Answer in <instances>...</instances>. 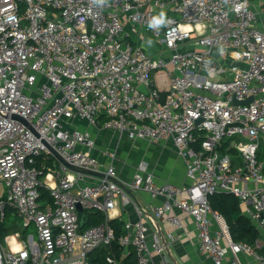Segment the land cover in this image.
<instances>
[{"label":"built area","instance_id":"obj_1","mask_svg":"<svg viewBox=\"0 0 264 264\" xmlns=\"http://www.w3.org/2000/svg\"><path fill=\"white\" fill-rule=\"evenodd\" d=\"M259 7L249 0H0V218L12 208L21 228L36 232L5 235L0 264H87L91 250L114 239L117 198L139 217L118 238L124 254L132 246L136 264H155L151 253L163 255L166 245L123 186L162 197L149 209L174 228L183 222L173 209L189 215L197 250L213 264H264V0ZM89 126L170 138L188 183L157 184L140 171L119 181L112 163L102 170L92 155ZM226 137L236 138L235 155L219 151ZM45 143L104 176L68 170ZM39 156L55 160L37 167ZM40 188L52 203H41ZM220 192L238 198L259 233L254 245L234 241L210 206L208 197ZM77 204L103 220L80 229ZM106 261L122 260L110 251Z\"/></svg>","mask_w":264,"mask_h":264},{"label":"crops","instance_id":"obj_2","mask_svg":"<svg viewBox=\"0 0 264 264\" xmlns=\"http://www.w3.org/2000/svg\"><path fill=\"white\" fill-rule=\"evenodd\" d=\"M249 2L255 10L259 11L261 0H249ZM259 20L264 25L262 16H259ZM81 127L88 128L85 123H82ZM89 130L95 141L92 155L101 162L102 170L112 163L119 181H128L136 171H140L143 174L151 173L157 184L169 183L182 186L188 183L185 177V161L176 153L170 138L152 142L139 138L132 139L124 133L101 126H89ZM128 195L144 208L143 223L157 232L166 245L163 255L156 251L151 253L155 264H213L207 254L197 250L196 233L189 215L173 209L172 213L178 214L183 222L182 227L174 228L164 218H155L149 209L152 203L160 204L163 201L162 197L151 198L141 191H131V195ZM239 206L242 210V206L240 204ZM112 218L123 221L124 228L126 222L133 224L139 217L132 203L123 202L121 198H117ZM169 233L173 234L172 238L169 237ZM239 257L242 261L250 262L246 255L239 254Z\"/></svg>","mask_w":264,"mask_h":264},{"label":"trees","instance_id":"obj_3","mask_svg":"<svg viewBox=\"0 0 264 264\" xmlns=\"http://www.w3.org/2000/svg\"><path fill=\"white\" fill-rule=\"evenodd\" d=\"M235 137H226L219 151L228 152L232 155L236 154V150L232 147L231 142ZM55 159L50 156L43 158L39 156L35 164L37 167H41L42 164H51ZM234 162L237 160L234 159ZM210 206L217 210L225 218L231 236L234 241L240 243H246L254 245L255 240L259 237L258 231L252 225L248 217L243 215L240 210L239 200L236 196L230 193H215L208 197ZM39 200L44 205L46 203H52L49 191L46 188L39 189ZM19 218L16 216L15 210L12 208H6L4 218H0V243L4 241V236L15 231H20L24 236L27 233L28 228H21L18 226L17 221ZM103 220V215L98 210H84V216L80 229H84L88 226L97 224ZM110 225L114 229V239L110 245H99L91 250L87 255V264H109L106 261V256L110 251L118 258L121 256V264H136L135 251L132 246L128 247L125 254L124 248L119 244L118 238L123 233V221L118 218H112L109 220ZM260 253L264 254V246L262 249H258Z\"/></svg>","mask_w":264,"mask_h":264},{"label":"water","instance_id":"obj_4","mask_svg":"<svg viewBox=\"0 0 264 264\" xmlns=\"http://www.w3.org/2000/svg\"><path fill=\"white\" fill-rule=\"evenodd\" d=\"M137 87L141 91L147 92V88L143 84H139ZM251 99H252V96L246 98L245 100H237L236 98H234L233 103H235V104L247 103ZM11 116L13 118L21 121L23 124H25L27 127H29L34 132L33 128L30 126V124L24 118H22L21 116H19L17 114H12ZM198 121L199 120H197V122ZM233 144H234V141L231 142V145H233ZM45 145H46L47 149L52 153L54 158H56L58 160V162L62 163L66 168H68V170L76 172V173L84 174V175H96V176H100V177L104 176L103 173L95 172V171H92L90 169L83 168L80 166H76V165H73V164L65 161L54 148H52L51 146H49L46 143H45ZM216 154H217V158H216V161H217L218 157H220V152L217 151ZM123 187H124V190L126 191V193L131 195V191L128 188H126L125 186H123ZM77 209H78V214H79V223L82 224L83 216H84V209L80 206V204H77Z\"/></svg>","mask_w":264,"mask_h":264},{"label":"rangeland","instance_id":"obj_5","mask_svg":"<svg viewBox=\"0 0 264 264\" xmlns=\"http://www.w3.org/2000/svg\"><path fill=\"white\" fill-rule=\"evenodd\" d=\"M160 45H161V44H159V43H152L151 46H150V45H148V44L146 43L145 48L150 49V50H152L153 48H154V49H158ZM260 148H261V149L264 148V143L261 144V147H260ZM55 159H56V158H55ZM56 161L58 162L57 159H56ZM17 223H18V226L20 225L19 227H21L20 220H18ZM28 232H32V233L34 234V237H35L36 232H35V229H34V228L30 227V228L27 230V233H28ZM1 243L5 246L4 241L1 242Z\"/></svg>","mask_w":264,"mask_h":264},{"label":"clouds","instance_id":"obj_6","mask_svg":"<svg viewBox=\"0 0 264 264\" xmlns=\"http://www.w3.org/2000/svg\"><path fill=\"white\" fill-rule=\"evenodd\" d=\"M163 16V13H161V17ZM162 22V20H161V18L160 19H155L154 20V24H156V23H161Z\"/></svg>","mask_w":264,"mask_h":264}]
</instances>
